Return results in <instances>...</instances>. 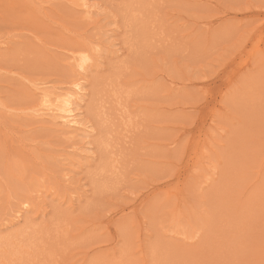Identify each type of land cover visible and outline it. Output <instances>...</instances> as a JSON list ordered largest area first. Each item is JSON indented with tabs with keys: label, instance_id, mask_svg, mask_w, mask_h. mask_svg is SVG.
<instances>
[{
	"label": "rangeland",
	"instance_id": "374dc122",
	"mask_svg": "<svg viewBox=\"0 0 264 264\" xmlns=\"http://www.w3.org/2000/svg\"><path fill=\"white\" fill-rule=\"evenodd\" d=\"M82 1L0 0V264H264V0Z\"/></svg>",
	"mask_w": 264,
	"mask_h": 264
},
{
	"label": "bare ground",
	"instance_id": "6f19581e",
	"mask_svg": "<svg viewBox=\"0 0 264 264\" xmlns=\"http://www.w3.org/2000/svg\"><path fill=\"white\" fill-rule=\"evenodd\" d=\"M82 1V0H81ZM83 1H86V0H83ZM82 1V2H83ZM87 4H86V2L83 4V6H86ZM19 14V13H18ZM21 19V18H20ZM16 21H17V19H16ZM36 25H38V24H36ZM83 53V52H82ZM82 53H80L81 55H82V58H80L81 57V55H80V59H81V62H80V64H79V68L80 69H82V68H84L85 66H86V64L91 60V58H90V56L87 54L86 55V52H85V54L83 55ZM73 54H75V53H73ZM72 55V54H71ZM76 55V54H75ZM77 55H79V54H77ZM74 57V56H73ZM73 57L71 56V59H73ZM75 59H76V56H75ZM74 60V59H73ZM75 61V60H74ZM78 66V65H77ZM72 88V91L71 92H67V93H64V94H62L63 96H57V94L55 95V97L56 98H54L55 100H53L52 99V97H50V95H48V93L47 94H43L44 96H43V99H42V103H41V106H42V108L41 109H39L38 111L39 112H41V110H43V111H46V113H47V115H50V116H52V117H54V119L55 120H57L58 122H60V123H62L61 125H63V127L64 128H66V129H69V130H72V131H79V130H82L83 129V123L81 122V120H79V115L78 114H76V112H75V110H74V106H75V104H77L76 103V101H77V99L78 100H80L81 98H79V97H82L83 98V87H82V84L81 83H73V87H71ZM71 88H68V89H71ZM50 94V93H49ZM60 94V93H59ZM60 94V95H61ZM244 97H245V95H244ZM121 99H123V97H121ZM127 99V98H126ZM126 102H127V100H126ZM216 102H217V100H216ZM79 103H80V101H79ZM122 103V102H121ZM216 104V103H215ZM120 109V108H119ZM32 110V109H31ZM213 110H215V108L213 109ZM38 111L37 112H34V113H36V115H38L39 113H38ZM126 112V111H125ZM38 113V114H37ZM120 114V113H119ZM32 115V114H31ZM126 115H127V113H126ZM39 116V115H38ZM42 116H44V115H42ZM34 117V116H33ZM37 117V116H36ZM123 117V116H122ZM210 117V116H209ZM211 117H213L212 116V114H211ZM128 118V117H127ZM207 120H208V118H207ZM133 121H134V119H132V118H129L128 119V121H127V124H126V122H125V124L126 125H131V126H134V123H133ZM212 121V120H211ZM209 122V121H208ZM203 123V122H202ZM137 123H135V125H136ZM204 124V123H203ZM138 126H139V124H137ZM202 125V124H201ZM208 125V124H207ZM131 126H130V128H131ZM136 127V126H135ZM127 128H128V126H127ZM134 128V127H133ZM200 128V127H199ZM207 135V132H206V126H202V128H200L199 129V131L197 132V134H196V136H194V141H193V148H192V150H194V152H195V159L194 160H197V158H198V155H201V156H203L202 155V153H200V150L201 149H203L204 148V146H205V143H204V139H203V137L205 138V136ZM202 151V150H201ZM191 162H192V160H191ZM187 163H189V162H187ZM193 163V162H192ZM191 165H193V167H192V169L194 170V168L196 167V165H198V160L195 162V163H193V164H191ZM191 167V166H190ZM192 169L190 170H187L188 172H186V173H190V171H192ZM195 171V170H194ZM184 172V171H183ZM184 174V173H183ZM182 174V175H183ZM181 175V176H182ZM185 175V174H184ZM180 176V177H181ZM186 176H188V175H186ZM192 176H194L193 175V171H192V173H191V177L190 178H192ZM190 178H187V180H186V184H187V181L188 180H190ZM178 179V178H177ZM183 179V178H182ZM180 180V179H179ZM178 180V181H179ZM173 182H175V181H173ZM173 182H172V184H173ZM177 182V181H176ZM181 182V181H180ZM184 182V181H183ZM189 182V181H188ZM178 183V182H177ZM170 184V183H169ZM179 184V183H178ZM186 184H184V187H186ZM180 186V185H179ZM164 188V187H163ZM183 188V187H182ZM158 189V188H157ZM162 189V188H161ZM172 189H175V192L177 191V195H179V192L182 190H180V188L178 187V185H172V186H166V188H164L163 189V193L165 194V192L166 193H172ZM184 189V188H183ZM186 189V188H185ZM159 190V189H158ZM158 190H156V191H158ZM180 190V191H179ZM179 191V192H178ZM185 191V190H184ZM162 192V191H161ZM163 193H160V194H163ZM154 194V193H153ZM159 194V193H158ZM158 194H155V195H158ZM184 194V193H183ZM182 194V191H181V193H180V195L182 196L183 195ZM166 195V194H165ZM168 195V194H167ZM179 195V196H180ZM177 197V196H176ZM149 198V197H148ZM183 198V197H182ZM147 199V198H146ZM144 202V201H143ZM143 202H141L140 203V205L143 203ZM183 204V203H182ZM181 204V205H182ZM179 205H180V203H179ZM180 205V206H181ZM180 207L178 206L177 207V209H179ZM181 209V208H180ZM180 212H181V210H180ZM177 222V221H176ZM119 258V257H118ZM124 260H122V262H123ZM127 263V262H126ZM118 264H119V262H118ZM122 264V263H121ZM125 264V263H124ZM128 264V263H127Z\"/></svg>",
	"mask_w": 264,
	"mask_h": 264
}]
</instances>
